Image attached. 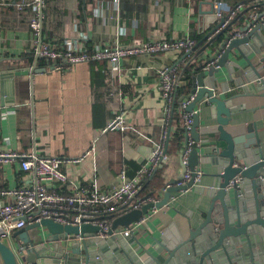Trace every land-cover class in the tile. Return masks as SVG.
Returning a JSON list of instances; mask_svg holds the SVG:
<instances>
[{
	"label": "crops",
	"instance_id": "1",
	"mask_svg": "<svg viewBox=\"0 0 264 264\" xmlns=\"http://www.w3.org/2000/svg\"><path fill=\"white\" fill-rule=\"evenodd\" d=\"M23 1L0 0V149L24 152L36 147L40 154L60 157L62 170L76 185L87 186L95 181L101 189H109L118 184L123 168L128 176H134L149 158L153 143L162 140L167 132L168 145L176 128L169 121L174 102L167 112L168 104L159 87V70L174 65L180 52L134 55L119 63L92 60L76 63L66 71H52L51 61L34 51L35 34L30 26L34 9L17 8ZM216 1L222 3L234 30L246 24L245 9L250 8L251 15L264 12V0H45L42 35L60 47L71 44L87 50L111 42L126 45L198 36L199 45L191 54L198 65L205 56L202 50L208 40L203 38L216 24ZM260 31L258 41L252 38L247 44V55L238 49L231 53V58L241 64L232 78L230 68H219L217 91L224 83L228 84L226 95L237 94L233 104L242 108L235 122L240 123L243 133L249 123L264 124V91L258 92L244 74L250 69L246 57L257 67L262 64L264 30ZM9 72L12 75L5 76ZM189 89L191 92V83ZM209 107L207 98L196 106L201 117V140L210 137L203 126L216 123ZM116 115H122L127 123L152 139L131 130L103 131ZM196 146L201 150L204 144L197 142ZM180 149L168 154V161L158 167L161 181L156 180L160 185L156 194L180 175ZM200 164L204 175L197 185L207 189L214 180L213 166ZM154 175L142 193L152 189ZM30 183L31 176L20 167L19 160L0 163L1 187L17 188ZM163 196L164 193L160 200ZM10 200L1 197L0 203ZM209 204L210 198L195 188L174 192L169 204L149 211L135 234L148 242L172 220L179 227L196 229ZM31 233L37 235V231Z\"/></svg>",
	"mask_w": 264,
	"mask_h": 264
},
{
	"label": "water",
	"instance_id": "2",
	"mask_svg": "<svg viewBox=\"0 0 264 264\" xmlns=\"http://www.w3.org/2000/svg\"><path fill=\"white\" fill-rule=\"evenodd\" d=\"M249 10H244L248 19L238 30H234L231 20L223 26L228 16L213 17L216 24L203 38L204 41L208 39L202 50L205 56L191 78V92L196 93V98L188 110L193 111L207 98L210 116L216 123L203 126V131L210 137L201 140L198 133L201 117L199 113L194 115L192 137L204 146L202 151L199 147L192 148L186 166L182 144L179 152L181 173L174 183L170 182L163 198L116 217L107 238L99 236L100 228L92 224L64 225L50 218L28 224L13 233L15 239L20 238L28 247V264H264V124L249 123L246 133H243L240 123L235 122L242 108L233 104L237 94L226 95L228 84L224 83L217 91L219 68H230L232 78L231 74L241 68V64L231 58V53L238 49L247 55V44L252 38L258 41L260 30H264V19H253ZM236 31L245 35L233 38ZM253 49L260 52L255 46ZM246 60L250 69L245 70V77L247 75L254 82L258 92L264 91V58L260 59L262 64L259 67L248 57ZM212 61L216 64L203 68ZM9 75L12 73L5 76ZM239 82L243 83L242 78ZM1 83L4 85V81ZM200 162L213 166L211 175L214 180L209 188L194 185L193 180L186 185H176L188 167ZM236 177H240V181L231 186V180ZM188 187L210 198L205 217L196 229L187 230L172 220L148 242L142 241L135 233L124 235L120 232V227L130 226L154 207L169 204L174 192ZM37 229L47 230L48 236H31V231L36 232ZM3 234L5 230L0 225V263L21 264L10 240L2 237ZM44 241L50 247H60L57 257L41 258L47 253Z\"/></svg>",
	"mask_w": 264,
	"mask_h": 264
},
{
	"label": "built area",
	"instance_id": "3",
	"mask_svg": "<svg viewBox=\"0 0 264 264\" xmlns=\"http://www.w3.org/2000/svg\"><path fill=\"white\" fill-rule=\"evenodd\" d=\"M45 0H25L17 4V8L24 9L31 7L33 14L30 18V26L34 31L33 48L37 56L51 61L50 70L66 71L72 65L80 62L92 60H108L112 63H119L134 55L158 54L168 51L180 52L176 63L171 67H162L160 73V89L168 104L167 112L175 100V93L180 84L179 72L185 63L183 54L191 56L197 41L194 37L185 35L184 37L172 40H150L135 44H120L118 42L105 43L96 46L93 50L76 49L71 44H66L65 48L56 45L52 40H44L42 35V16ZM213 9L217 17H226L224 7L220 1L213 3ZM253 19H264V12L260 15H252ZM227 21L223 26L229 22ZM244 32L236 31L234 37L244 36ZM62 58L64 63H62ZM216 62L212 61L203 66L207 69ZM196 98V93H188L181 97L179 110L185 128V141L183 142V163L188 165V158L192 148L197 147V142L192 137V125L194 115L199 113V109L188 110V106ZM166 112V115H167ZM122 130L136 131L139 135L152 139L136 126L126 122L122 115L111 118L103 131ZM169 135L164 132L162 140L153 143V149L146 162L141 164L136 174L128 176L127 170L123 168L119 173L118 184L109 189H101L97 183L91 185L72 184L69 177L62 170L63 159L57 156H46L40 154L36 147L24 152L0 149V163L18 161L20 167L31 176V183L17 188H3L0 186V198L9 197V202L0 203V225L3 226L5 234L2 235L10 240L14 252L21 264H28L27 245L20 238H14L13 233L24 228L28 224L40 222L42 219L50 218L55 222L64 225L92 224L100 229L98 235L102 238L110 236L113 220L134 209H140L148 203L160 201L161 196L166 191L164 187L158 194L144 195L142 191L154 175L158 167L169 157L166 151ZM153 141V140H152ZM204 170L202 165L196 164L192 168L188 167L182 178L176 185H186L191 180L194 185L200 183ZM240 177L231 180L230 185L240 181ZM193 187H188L182 192H187ZM156 207H154L155 209ZM144 215L140 220L133 222L128 227H120V232L124 235H131L139 230L140 224L146 219ZM43 233V229L38 230ZM114 231V230H113ZM67 238H70L69 235ZM43 259H53L59 246L50 247L44 241ZM43 248V247H42Z\"/></svg>",
	"mask_w": 264,
	"mask_h": 264
},
{
	"label": "trees",
	"instance_id": "4",
	"mask_svg": "<svg viewBox=\"0 0 264 264\" xmlns=\"http://www.w3.org/2000/svg\"><path fill=\"white\" fill-rule=\"evenodd\" d=\"M197 41V46L199 45V37L196 36L194 37ZM181 57H184L185 63L182 66V69L179 72L180 75V84L177 87L176 93H175V100L174 104L172 105L171 112L169 114V121L170 125H175V130L169 140V143L167 145L166 151L167 154L174 153L175 151L179 150V148L182 146V141L186 138L185 136V128L183 126V120L181 117V113L179 110V105H180V99L182 96L190 93L189 89V84L191 81L192 76L196 72V66H197V61L195 58L192 56H186L183 54ZM157 178H160L161 181V173L160 169H158L154 175V179L152 182V189L149 191H145L142 193V196L144 195H152L156 194L160 185L156 182Z\"/></svg>",
	"mask_w": 264,
	"mask_h": 264
},
{
	"label": "rangeland",
	"instance_id": "5",
	"mask_svg": "<svg viewBox=\"0 0 264 264\" xmlns=\"http://www.w3.org/2000/svg\"><path fill=\"white\" fill-rule=\"evenodd\" d=\"M42 232H43V233H41V234H40V233H38L37 235H38V236H41V235H42L43 237H46V236H48V234H47V233H48V231H47V230H45V229H44Z\"/></svg>",
	"mask_w": 264,
	"mask_h": 264
}]
</instances>
